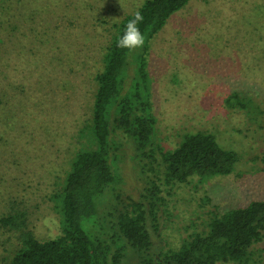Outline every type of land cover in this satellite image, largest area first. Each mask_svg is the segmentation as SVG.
<instances>
[{
  "label": "rangeland",
  "instance_id": "374dc122",
  "mask_svg": "<svg viewBox=\"0 0 264 264\" xmlns=\"http://www.w3.org/2000/svg\"><path fill=\"white\" fill-rule=\"evenodd\" d=\"M143 0H0V217L23 213L39 240L60 233L51 194L76 150L89 147L94 75L112 24ZM155 139L172 149L182 134L212 133L240 160L227 175L191 178L158 213L156 247H177L211 212L264 200V0H190L150 39L146 55ZM261 115L228 108L231 92ZM131 143L124 145L121 191L142 190ZM22 229L0 225V264ZM247 264H264V234ZM127 264H136L129 253ZM231 264V263H230Z\"/></svg>",
  "mask_w": 264,
  "mask_h": 264
},
{
  "label": "trees",
  "instance_id": "16d2710c",
  "mask_svg": "<svg viewBox=\"0 0 264 264\" xmlns=\"http://www.w3.org/2000/svg\"><path fill=\"white\" fill-rule=\"evenodd\" d=\"M189 1L143 0L112 24L84 125L91 146L74 152L61 186L51 194L60 214V233L39 240L25 228L23 213L0 217L2 227L22 229L6 264H127L129 253L135 254L136 264H247L251 247L264 234V200L211 212L203 227L181 238L177 247L159 248L153 242L160 236L158 213L165 196L191 178L227 175L240 160L206 131L182 134L172 149L155 139L146 69L149 41ZM136 11L144 17L138 27L145 43L134 50L119 48L117 41ZM249 98L234 91L224 104L246 110L256 120L261 110L254 111ZM128 142L142 183L137 199L121 191ZM260 160L264 163V152Z\"/></svg>",
  "mask_w": 264,
  "mask_h": 264
},
{
  "label": "clouds",
  "instance_id": "9594fccd",
  "mask_svg": "<svg viewBox=\"0 0 264 264\" xmlns=\"http://www.w3.org/2000/svg\"><path fill=\"white\" fill-rule=\"evenodd\" d=\"M144 17L140 11L133 14V19L128 21L123 35L117 41V47L134 50L143 47L145 43V35L141 33L138 25L143 21Z\"/></svg>",
  "mask_w": 264,
  "mask_h": 264
}]
</instances>
